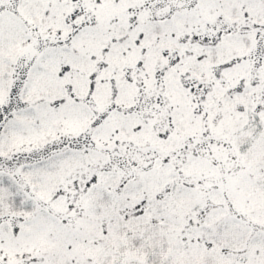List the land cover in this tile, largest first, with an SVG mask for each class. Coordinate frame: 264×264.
<instances>
[{
	"label": "snow or ice",
	"instance_id": "obj_1",
	"mask_svg": "<svg viewBox=\"0 0 264 264\" xmlns=\"http://www.w3.org/2000/svg\"><path fill=\"white\" fill-rule=\"evenodd\" d=\"M0 264H264V0H0Z\"/></svg>",
	"mask_w": 264,
	"mask_h": 264
}]
</instances>
